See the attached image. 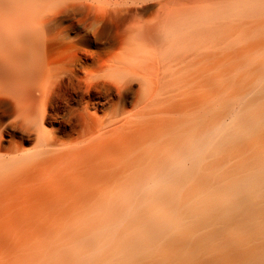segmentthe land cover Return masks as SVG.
Listing matches in <instances>:
<instances>
[{"label":"bare ground","instance_id":"6f19581e","mask_svg":"<svg viewBox=\"0 0 264 264\" xmlns=\"http://www.w3.org/2000/svg\"><path fill=\"white\" fill-rule=\"evenodd\" d=\"M0 264H264V0H0Z\"/></svg>","mask_w":264,"mask_h":264}]
</instances>
